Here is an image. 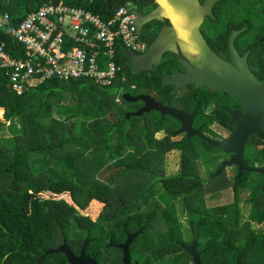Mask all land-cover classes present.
I'll return each mask as SVG.
<instances>
[{
    "label": "flooded vegetation",
    "instance_id": "af4514ba",
    "mask_svg": "<svg viewBox=\"0 0 264 264\" xmlns=\"http://www.w3.org/2000/svg\"><path fill=\"white\" fill-rule=\"evenodd\" d=\"M199 2L203 20L194 42L199 45L185 50L187 41L178 36L169 49L157 52L151 46L161 30L170 28V17L146 19L157 7L155 0L125 3L143 45L125 60L128 119L139 118L148 126L163 123L153 133H162L160 140L169 135L170 141L179 137L171 142L192 141L189 149L173 150L179 155L176 171L164 172L162 162L160 171L145 176L153 182L147 187H153L154 199L166 196L159 181L177 183L178 194L167 205L156 199L162 207L173 204L177 225L62 226L50 251L63 248L70 255L53 254L37 263L42 254L33 258L36 264H264V128L247 130L244 95L248 83L264 82V0ZM165 76L174 77V84L163 85ZM141 95L178 116L154 110L133 115L146 106L134 99ZM246 131L243 145L229 143L235 152L200 138L225 143ZM183 149L190 153L184 155Z\"/></svg>",
    "mask_w": 264,
    "mask_h": 264
},
{
    "label": "trees",
    "instance_id": "16d2710c",
    "mask_svg": "<svg viewBox=\"0 0 264 264\" xmlns=\"http://www.w3.org/2000/svg\"><path fill=\"white\" fill-rule=\"evenodd\" d=\"M47 1L58 0H0V11L17 26ZM62 1L104 18L119 6L105 0ZM2 43L23 56L10 31H0ZM125 60L119 51L121 70L112 87L47 79L20 95L0 70V131L10 132L0 139V264H36L33 258L54 248L62 226L177 225L173 204L162 207L145 176L161 170L165 154L181 145L189 149L192 141L171 142L169 135L157 140L153 133L163 123L148 126L125 118L127 103L115 102L119 90L127 91L121 81ZM159 182L174 199L175 180Z\"/></svg>",
    "mask_w": 264,
    "mask_h": 264
},
{
    "label": "built area",
    "instance_id": "2783aa9c",
    "mask_svg": "<svg viewBox=\"0 0 264 264\" xmlns=\"http://www.w3.org/2000/svg\"><path fill=\"white\" fill-rule=\"evenodd\" d=\"M7 30L23 49V56L20 50H7L2 43L0 70L7 74L17 95L47 79L84 80L112 87L121 70L117 53L143 49L134 14L125 5H119L111 17L104 18L91 9L62 0L47 1L17 26L11 25L8 12L0 11V31ZM122 93L118 91L115 102H120Z\"/></svg>",
    "mask_w": 264,
    "mask_h": 264
},
{
    "label": "water",
    "instance_id": "95a60500",
    "mask_svg": "<svg viewBox=\"0 0 264 264\" xmlns=\"http://www.w3.org/2000/svg\"><path fill=\"white\" fill-rule=\"evenodd\" d=\"M109 5L111 0H105ZM157 3V7L146 16V19H160L161 16H168L171 19L170 28H165L161 30L158 39L151 46V49L154 51H161L163 49H169V44L175 37H182L187 41V45H184L183 48L185 50H192L195 48L196 44L194 43L197 40V36H199V25L203 20V10L200 5L199 0H155ZM126 0H120L118 3L120 6L125 5ZM178 16H181L180 20H175ZM135 23V22H134ZM177 25H181L180 32L177 29ZM138 34V32H137ZM197 47V46H196ZM150 49V50H151ZM133 51L126 50L124 51L125 57L129 58L133 54ZM144 57V55L142 56ZM174 84V77L165 76L163 78L164 84ZM249 85L246 87L244 91V95L246 96L245 104L248 108L249 118H248V128L247 130L255 131L258 127L264 128V82L263 83H248ZM121 99L125 102L131 101V98L127 92L122 93ZM134 99H140L145 102L146 106L133 115L141 116L144 112H148L150 110L158 111L161 115L167 114L171 117L175 118L178 116L176 110L167 108L160 104H155L149 97L147 96H139ZM131 114L126 113L125 118L128 119ZM248 137V132L236 133L232 135L229 141L225 143H216L210 141L209 139L200 137L204 142L212 145L217 149H222L227 152H231L234 150L229 149V143H240L243 145ZM186 138H189V135H186ZM235 152V151H234ZM238 153H242V150ZM223 169V165L218 169L216 174H219ZM249 170V169H248ZM64 254L69 256L70 254L64 253L63 248H58L54 251H46L43 255L36 260L39 263L46 256H51L53 254ZM71 264H76L70 261Z\"/></svg>",
    "mask_w": 264,
    "mask_h": 264
},
{
    "label": "rangeland",
    "instance_id": "374dc122",
    "mask_svg": "<svg viewBox=\"0 0 264 264\" xmlns=\"http://www.w3.org/2000/svg\"><path fill=\"white\" fill-rule=\"evenodd\" d=\"M14 123L18 124L16 122V120H14ZM9 135H10V132L7 131V130L0 131V139H6V138L9 137ZM163 137H164V135L162 133L155 135V138L157 140H160ZM178 139H179V137H174V138L171 139V141H177ZM178 160H179V155L175 151H172V152H169V153L165 154L164 158H163V170H164V172L171 173L173 171H176L177 170L176 167H177V164H178L177 163ZM158 186H159V184H158ZM159 187H156V188L158 189V191H161V188H159ZM156 199L162 206L167 205L169 202L166 203L165 201L170 200V198L168 196H164V200H163L162 198H159L158 195H157ZM83 213L85 214L86 212H83ZM89 218L94 220L96 218V216L95 215H91V216H89Z\"/></svg>",
    "mask_w": 264,
    "mask_h": 264
}]
</instances>
